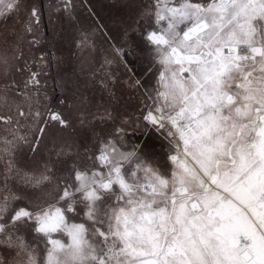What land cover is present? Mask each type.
Segmentation results:
<instances>
[{
    "label": "snow or ice",
    "instance_id": "snow-or-ice-1",
    "mask_svg": "<svg viewBox=\"0 0 264 264\" xmlns=\"http://www.w3.org/2000/svg\"><path fill=\"white\" fill-rule=\"evenodd\" d=\"M21 2L0 0V17ZM143 15L151 23L135 49L150 79L129 86L145 88V132L167 144L125 147L119 127L65 177L54 175L51 157L26 171L16 150L37 156L50 124L71 125L61 112L21 110L34 129L21 133L16 121L11 138H0V249L12 254L0 264H264V0H153ZM38 19L32 8L24 32ZM0 66L7 75V55ZM39 85L31 71L23 87ZM69 147L54 142L50 151ZM53 181L55 195L33 199Z\"/></svg>",
    "mask_w": 264,
    "mask_h": 264
},
{
    "label": "rangeland",
    "instance_id": "rangeland-1",
    "mask_svg": "<svg viewBox=\"0 0 264 264\" xmlns=\"http://www.w3.org/2000/svg\"><path fill=\"white\" fill-rule=\"evenodd\" d=\"M50 1L54 12L48 16V27L41 16L40 0H22L18 11L11 15L5 12L0 17V55L9 57L7 75L0 66V117H11L13 121L11 126L0 123V138H11L10 127L15 129L16 121L21 133L34 129L31 118L19 114L21 110L27 113L30 108L42 114L48 110L61 112L71 125L61 129L50 124L37 156L27 145H21L15 152L17 166L34 171L42 158L51 157L54 175L65 177L74 162H84L85 151L95 152L99 141L119 127L126 132L123 146L147 139L162 151L160 145L167 144L163 135L146 133L140 119L144 107L151 103L144 95L145 88L129 86L137 79L144 82L150 79V74L145 73L147 60L135 45L139 41L138 34L151 23L143 13L153 0H70L67 10L65 0ZM32 8L37 9L39 19L27 34L24 28ZM113 45L131 47L134 55L121 60L115 57ZM106 60L113 62L108 64ZM63 69L66 70L64 75ZM31 71L39 73L38 93L33 92L31 86L23 87ZM13 81V88L5 90V85ZM151 83L155 84L154 78ZM64 141L70 147L65 149L66 154L57 157L50 151L53 143ZM4 162L0 159V169ZM54 184L55 181L33 192V199L45 192L55 195ZM10 186L14 191L22 189V185L14 181H10ZM0 255L12 258V254L3 249Z\"/></svg>",
    "mask_w": 264,
    "mask_h": 264
},
{
    "label": "trees",
    "instance_id": "trees-1",
    "mask_svg": "<svg viewBox=\"0 0 264 264\" xmlns=\"http://www.w3.org/2000/svg\"><path fill=\"white\" fill-rule=\"evenodd\" d=\"M53 7H54V5H52V2L50 0H40L39 8H40V11H41V16H42V18H44L43 22L46 24V27L49 26L48 16L52 15L53 12H54V10L52 9ZM100 26L103 27L101 22H100ZM51 53H52V56H53L54 55L53 51H51ZM62 73L64 75L66 73V70L63 69Z\"/></svg>",
    "mask_w": 264,
    "mask_h": 264
}]
</instances>
